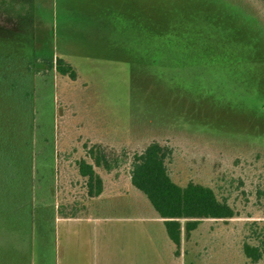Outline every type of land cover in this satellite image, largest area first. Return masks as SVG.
<instances>
[{"label": "rangeland", "instance_id": "374dc122", "mask_svg": "<svg viewBox=\"0 0 264 264\" xmlns=\"http://www.w3.org/2000/svg\"><path fill=\"white\" fill-rule=\"evenodd\" d=\"M18 24L23 48L64 58L79 75L75 82L52 76L53 116L41 120L53 122L55 207L85 200L74 165L83 144L101 143L111 157L125 153L128 161L106 178L114 183L126 179L134 153L158 142L172 151L175 182L220 186L242 214L233 221H264L252 195L264 183V0H0V36L18 33ZM43 80L35 81L40 107L49 100ZM35 135L39 188L28 207V264H183L184 244L171 260L161 222L146 223V236L129 249L122 228L114 238L102 226L59 223L53 204L42 203L49 202L47 136ZM1 233L18 260L20 232L3 226ZM238 234L232 224H204L192 242L197 264H243Z\"/></svg>", "mask_w": 264, "mask_h": 264}, {"label": "trees", "instance_id": "16d2710c", "mask_svg": "<svg viewBox=\"0 0 264 264\" xmlns=\"http://www.w3.org/2000/svg\"><path fill=\"white\" fill-rule=\"evenodd\" d=\"M21 26L18 24L21 32H7L10 35L8 38L0 36V264L29 262L26 251L29 250L27 240L31 238L32 211L28 210V207L32 205L33 199H36L39 188V178L36 176L38 168L33 163L35 155L32 138L39 132L47 136L45 145L50 152V160L45 166L47 175H43L49 202L42 203L54 206L56 194L52 180L55 155L52 150L53 122L50 121V124L45 126L41 120L45 115L53 116L52 76L58 75L71 82L77 81L79 76L77 69L64 58H53L52 55L39 58L36 56L34 45L30 50L23 48L19 43L20 33L24 28ZM38 78L49 82L46 91L49 102L46 100L48 104L41 107L35 82ZM38 123L41 126H38ZM83 149L85 156L75 160L74 165L78 177L83 181L85 200L83 198L81 203H59L54 206L57 218H76L82 211L99 208L97 201L106 202L110 195L113 196L109 187L111 183H108L106 178L128 161L124 152L121 155L114 152L111 157V151L101 143L91 146L85 143ZM171 154V149L158 142H151L142 151L131 156L127 172L131 186L147 199L158 222L163 224L172 244L169 254L171 260L181 256L184 244L183 264H197L199 255L192 246L193 237L204 224L216 223L238 227L236 245L243 264H264V221H233L242 217V214L230 203L229 197L224 195L220 186L211 187L193 181L184 185L175 182L168 168ZM31 185L33 189L36 186L34 191L30 188ZM31 190L35 195L28 193ZM252 195L256 203L264 207V183L256 187ZM3 226L21 234L18 260L15 259L18 252L10 249L8 238L7 247L4 249L1 241ZM218 246L225 248L223 244ZM225 249L229 248L226 246Z\"/></svg>", "mask_w": 264, "mask_h": 264}, {"label": "crops", "instance_id": "0c3cea01", "mask_svg": "<svg viewBox=\"0 0 264 264\" xmlns=\"http://www.w3.org/2000/svg\"><path fill=\"white\" fill-rule=\"evenodd\" d=\"M109 187L113 191V196L110 195L106 202L101 203L97 201L98 207H101V209L104 207H111L116 210L122 209L123 213L121 215H78L76 218L56 219L59 223H91L92 226H102L104 233L106 231L111 234L113 233L114 238L119 235L117 231L122 228L125 233L124 236L130 239V241L125 244V247H128V249L132 246L137 248L138 246L135 240L141 235L146 236L147 234L146 223L150 222L158 224V218L153 209H150L146 199L140 194V192L131 186L128 177H126L125 180H114V183L109 184ZM122 191L126 194L127 198L119 200L117 199L116 194L119 195ZM120 201L122 203H120ZM110 229H114L113 232L110 231ZM120 235L122 236V234Z\"/></svg>", "mask_w": 264, "mask_h": 264}]
</instances>
